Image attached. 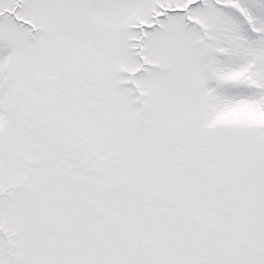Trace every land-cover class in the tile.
I'll use <instances>...</instances> for the list:
<instances>
[{
    "label": "snow or ice",
    "instance_id": "1",
    "mask_svg": "<svg viewBox=\"0 0 264 264\" xmlns=\"http://www.w3.org/2000/svg\"><path fill=\"white\" fill-rule=\"evenodd\" d=\"M0 264H264V0H0Z\"/></svg>",
    "mask_w": 264,
    "mask_h": 264
}]
</instances>
